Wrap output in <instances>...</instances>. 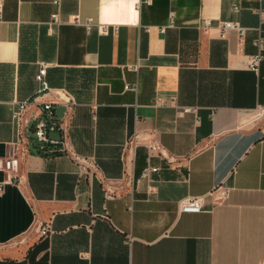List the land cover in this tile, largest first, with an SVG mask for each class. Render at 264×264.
I'll use <instances>...</instances> for the list:
<instances>
[{"label":"crops","instance_id":"obj_1","mask_svg":"<svg viewBox=\"0 0 264 264\" xmlns=\"http://www.w3.org/2000/svg\"><path fill=\"white\" fill-rule=\"evenodd\" d=\"M258 6L0 0V158L15 151L20 176L0 187V264H264V50L248 68ZM75 14L91 25L71 23ZM226 20L247 27L243 37L223 35ZM41 65L50 89L18 129L13 103L36 95ZM42 101L60 124L56 155L31 153ZM148 163L160 171L142 177ZM193 195L201 210L179 211Z\"/></svg>","mask_w":264,"mask_h":264},{"label":"built area","instance_id":"obj_2","mask_svg":"<svg viewBox=\"0 0 264 264\" xmlns=\"http://www.w3.org/2000/svg\"><path fill=\"white\" fill-rule=\"evenodd\" d=\"M234 10H238V6L233 7ZM259 16V23L256 27H254L256 31V36L253 40V44L255 46V53L249 56L248 58V68L254 72H257L259 69L260 61L262 59V50H264V34H262V25H264V9L261 6H258L254 9ZM52 21L59 22L57 13L52 14ZM73 24L77 25H84L89 27L92 23L91 19L82 20L79 15L75 14L72 15L71 19L69 20ZM209 19H204L202 23L203 28L209 27ZM172 25V19L170 16L169 23L167 25H163L159 27V30L163 32L167 26ZM99 29L102 32L107 31V25L103 23L98 24ZM236 30L240 37H243L245 30L247 27L243 26L239 21H232L226 20L220 23V30L221 33L224 35L229 30ZM46 66L41 65L37 74H36V81H37V88H36V95L32 99H22L19 101H15L13 103L12 111H11V118L14 125L19 129L20 120L29 106L30 103L36 102L37 96L42 95L46 91H48L49 84L46 79ZM175 99L174 96L169 97V101H173ZM162 96L156 97V103L158 104H166V101ZM39 113L33 115L34 123L31 128L32 136L35 140V147L42 150L46 155H56L62 153L64 151V147L62 144L61 138H54L51 136L53 132H60V124L58 120L55 118L54 111L52 108V102L50 101H42L38 105ZM183 111H191V107H183ZM18 137V136H17ZM139 143L137 139V134H133L128 136L125 141V149L126 150H133L134 147ZM149 152L158 151L160 155L165 156L164 153L161 152L160 146L156 143H150L146 145ZM18 167H19V158L15 151H11L5 157L0 158V171L4 173V178L0 182V187L5 183H11L15 179L20 181V176L18 175ZM160 171V167L157 165H152L148 163L141 172L142 177H150L153 173H158ZM79 175L88 174V167L87 166H80ZM216 189L220 191L221 196L225 195V188L221 186H216ZM203 202V195H193V196H186L178 200V210L179 211H186V212H199L202 208ZM50 232V225L49 223L45 222L40 227V235L44 236ZM131 236H128V242L131 241Z\"/></svg>","mask_w":264,"mask_h":264},{"label":"trees","instance_id":"obj_3","mask_svg":"<svg viewBox=\"0 0 264 264\" xmlns=\"http://www.w3.org/2000/svg\"><path fill=\"white\" fill-rule=\"evenodd\" d=\"M31 153L33 154H39V155H46V153H44L42 150L38 149L37 147H35V145L33 146Z\"/></svg>","mask_w":264,"mask_h":264}]
</instances>
